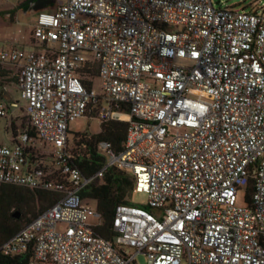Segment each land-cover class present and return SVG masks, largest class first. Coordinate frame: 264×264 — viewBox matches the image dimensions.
Masks as SVG:
<instances>
[{"label": "built area", "instance_id": "built-area-1", "mask_svg": "<svg viewBox=\"0 0 264 264\" xmlns=\"http://www.w3.org/2000/svg\"><path fill=\"white\" fill-rule=\"evenodd\" d=\"M35 13L31 48L0 49V96L11 77L18 94L0 101V118L15 108L25 118L0 143V185L58 199L0 244V256L264 264V11L211 0H61ZM85 116L128 124L120 152L98 144L104 163L90 175L69 161L68 123ZM111 167L154 213L119 204L104 238L81 194Z\"/></svg>", "mask_w": 264, "mask_h": 264}, {"label": "trees", "instance_id": "trees-1", "mask_svg": "<svg viewBox=\"0 0 264 264\" xmlns=\"http://www.w3.org/2000/svg\"><path fill=\"white\" fill-rule=\"evenodd\" d=\"M19 8H26L25 3H21ZM13 16L14 12L9 14V21H12ZM127 125L123 121L110 120L101 122L100 130L96 134H73L69 161L77 166L84 175L96 172L104 163V156L97 150L98 144L106 142L113 152H120ZM10 127L13 128V124ZM27 132L29 137H34L32 130L28 129ZM131 189L130 176L111 167L106 169L99 181L88 186L82 192V198L91 200L100 215V224L94 228L96 234L104 238H110L113 235L111 221L114 209L119 204L129 203L128 197ZM57 199L58 195L56 194L11 185H0V244L18 232L38 213L54 204ZM143 207L150 211L147 206ZM14 211L19 212L18 218L12 217ZM26 261V255L0 256V264H26Z\"/></svg>", "mask_w": 264, "mask_h": 264}, {"label": "rangeland", "instance_id": "rangeland-1", "mask_svg": "<svg viewBox=\"0 0 264 264\" xmlns=\"http://www.w3.org/2000/svg\"><path fill=\"white\" fill-rule=\"evenodd\" d=\"M24 0H11L4 1L0 0V8H7L9 6H16ZM61 0H57L59 2ZM213 4L217 7L219 5L228 6L235 10L243 9L245 11L251 10H263L264 11V0H211ZM25 9V11H23ZM9 15L0 17V49H9L15 47L18 49L28 50V44L26 42L29 38V33L32 25L36 19V13L28 11V8H19L14 12L12 21L8 19ZM14 78H8L6 80L7 92L0 96L4 104L8 103V100L18 99V94L15 91ZM99 81H95V89L98 90ZM24 127L25 118L23 116L22 110L15 108L12 109L11 114L6 115L4 118H0V143H9V138L11 137V127ZM69 136H68V146L72 147V135L77 133H88L96 134L100 130V124L98 119L89 118L87 116L80 117L70 121L68 123ZM33 144L38 148L40 152H45L50 155V146H42L37 141H33ZM129 204L143 207L147 202V196L144 193L131 192L128 197ZM239 201H241V193H239ZM154 213V210H150ZM130 253L133 252L132 248H127ZM184 263V262H183ZM182 263V264H183ZM129 264H146L145 256L142 254H137L134 256V261Z\"/></svg>", "mask_w": 264, "mask_h": 264}, {"label": "water", "instance_id": "water-1", "mask_svg": "<svg viewBox=\"0 0 264 264\" xmlns=\"http://www.w3.org/2000/svg\"><path fill=\"white\" fill-rule=\"evenodd\" d=\"M51 5L52 7H55L57 5V0H44V2L40 5H33L30 9H28V11H32V12H37L39 10L45 9L47 6ZM13 8V6L7 7V8H0L1 10H6V9H11ZM25 11V9L23 10ZM13 218H18L19 217V212L18 211H14L12 214Z\"/></svg>", "mask_w": 264, "mask_h": 264}, {"label": "flooded vegetation", "instance_id": "flooded-vegetation-1", "mask_svg": "<svg viewBox=\"0 0 264 264\" xmlns=\"http://www.w3.org/2000/svg\"><path fill=\"white\" fill-rule=\"evenodd\" d=\"M43 2H44V0H30V1L24 0L22 3H25L26 8L30 9L33 5H40ZM49 6H51V5H49ZM49 6H47V7H49ZM17 10H19V4H17L16 6H13V8H11V9L1 10L0 11V17L5 16V15H9L10 13L16 12Z\"/></svg>", "mask_w": 264, "mask_h": 264}, {"label": "crops", "instance_id": "crops-1", "mask_svg": "<svg viewBox=\"0 0 264 264\" xmlns=\"http://www.w3.org/2000/svg\"><path fill=\"white\" fill-rule=\"evenodd\" d=\"M27 40L28 41L26 42V44H28V47L31 48V44L29 43V38ZM3 100L6 101L7 99L6 100L5 99H0V101H3ZM9 101H11V100H8L7 102H9Z\"/></svg>", "mask_w": 264, "mask_h": 264}]
</instances>
